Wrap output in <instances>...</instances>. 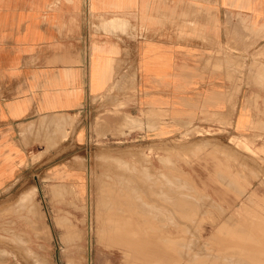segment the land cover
<instances>
[{"label": "crops", "instance_id": "1", "mask_svg": "<svg viewBox=\"0 0 264 264\" xmlns=\"http://www.w3.org/2000/svg\"><path fill=\"white\" fill-rule=\"evenodd\" d=\"M262 70L264 0H0V194L49 149L88 142L83 116L103 96L135 132L209 116L252 131ZM57 163L52 173L81 188L83 174Z\"/></svg>", "mask_w": 264, "mask_h": 264}, {"label": "rangeland", "instance_id": "2", "mask_svg": "<svg viewBox=\"0 0 264 264\" xmlns=\"http://www.w3.org/2000/svg\"><path fill=\"white\" fill-rule=\"evenodd\" d=\"M108 98L95 99L94 106L86 109L83 118L91 129L88 142L73 148L66 141L62 156L52 155L49 149L46 161L0 194V264H234L236 253L247 255L244 248L254 246L253 234H264V116L252 120V131L234 126L230 116H225L223 126L219 118L209 116L176 123L170 131L165 125L166 130L154 133L135 132V126L129 125L133 120L127 123V132L115 128L107 132L104 125L109 118L134 119L120 109L117 100ZM206 120V125L201 124ZM71 133L65 135L69 138ZM60 161L64 169L71 166L83 174L81 188L52 173ZM177 198H186L187 209L174 207ZM112 216L125 218L126 224L120 220L124 229L142 231L143 239L154 242L153 250L157 242L172 250L138 257L108 242L102 232L114 220ZM261 241L264 249L263 235ZM245 253L237 254L235 264H244L238 255Z\"/></svg>", "mask_w": 264, "mask_h": 264}, {"label": "bare ground", "instance_id": "3", "mask_svg": "<svg viewBox=\"0 0 264 264\" xmlns=\"http://www.w3.org/2000/svg\"><path fill=\"white\" fill-rule=\"evenodd\" d=\"M193 6V5H192ZM195 6V5H194ZM189 11V10H188ZM190 11H192V10H190ZM240 18V17H239ZM109 21H110V19H108ZM112 24V23H111ZM110 27V26H109ZM125 30V29H124ZM117 31V30H116ZM126 31V30H125ZM111 32V31H110ZM120 32V31H119ZM117 37V36H116ZM213 56V55H212ZM228 56V55H227ZM221 58V57H220ZM224 59V58H223ZM237 59V58H236ZM218 60V59H217ZM224 61V60H223ZM222 61V62H223ZM235 61V60H234ZM234 61H232V62H234ZM229 62V61H228ZM224 63H225V61H224ZM227 64V63H226ZM225 65V64H224ZM233 65V64H232ZM227 67V66H226ZM262 69V68H261ZM259 71V70H258ZM263 71V70H262ZM264 72V71H263ZM229 74V73H228ZM255 74H257V73H255ZM238 76V75H237ZM233 77H234V75H233ZM236 78V77H235ZM262 78V77H261ZM234 82V81H233ZM232 82V83H233ZM231 83V84H232ZM236 84V83H235ZM233 85H234V83H233ZM115 86V85H114ZM235 90H236V88H235ZM239 90V89H238ZM231 91V90H230ZM219 92H221V91H219ZM222 93V92H221ZM230 93V92H229ZM220 96V95H219ZM226 99V98H225ZM130 116V115H129ZM123 117V116H122ZM47 118V117H46ZM103 119V118H102ZM122 119V118H121ZM125 121H124V123L126 122V124L127 123H130L131 121H133L134 119L133 118H131V117H125ZM38 120V119H37ZM43 120V119H42ZM48 120V119H47ZM51 120H53V119H50V121ZM56 120V119H55ZM104 120V119H103ZM54 121V120H53ZM52 121V122H53ZM101 121V120H100ZM118 121V120H117ZM120 121V120H119ZM49 122V121H48ZM57 121H55V123H56ZM115 122V121H114ZM30 123V122H29ZM28 123V124H29ZM55 123H54V125H55ZM59 123V122H58ZM106 123V122H105ZM108 123V122H107ZM106 123V124H107ZM110 123V122H109ZM19 124V123H18ZM120 124V123H119ZM30 125V124H29ZM45 125V124H44ZM100 125H102V124H100ZM56 126V125H55ZM25 127H27V126H25ZM122 127V126H121ZM57 128V127H56ZM250 128V127H249ZM63 129V128H62ZM116 129V128H115ZM61 131V130H60ZM58 132V131H57ZM25 133V132H24ZM40 135V134H39ZM25 137H26V135H25ZM31 138V137H30ZM46 138V137H45ZM53 138V137H52ZM35 139V138H34ZM61 139V138H60ZM28 140V139H27ZM31 140V139H30ZM32 141V140H31ZM35 141V140H34ZM28 142V141H27ZM59 142V141H58ZM218 147V146H217ZM199 152V151H198ZM77 158V157H76ZM146 160V159H145ZM164 160V159H163ZM165 165V164H164ZM143 166V165H142ZM143 168V167H142ZM152 173V172H151ZM219 173V172H218ZM168 175V174H167ZM221 175V174H220ZM87 176V175H86ZM112 178V177H111ZM110 178V179H111ZM117 178V177H116ZM150 179V178H149ZM175 179V178H174ZM177 179V178H176ZM225 179V178H224ZM225 180H228V179H225ZM105 181V180H104ZM115 181V180H114ZM221 181V180H220ZM178 182H179V180H178ZM224 182H226V181H224ZM103 183V182H102ZM167 183V182H166ZM175 183V182H174ZM185 183H186V181H185ZM229 183V182H228ZM62 184V183H61ZM106 184V183H105ZM187 184V183H186ZM227 184V183H226ZM103 185V184H102ZM125 185V184H124ZM137 185V184H136ZM228 185V184H227ZM125 186H127V185H125ZM134 186V185H133ZM164 186V185H163ZM166 186H169V185H166ZM107 187V186H106ZM129 187V186H128ZM130 187H132V186H130ZM136 187V186H135ZM185 187V186H184ZM61 188V187H60ZM127 188V187H126ZM153 188V187H152ZM151 188V189H152ZM174 188V187H173ZM239 188V187H238ZM62 189V188H61ZM108 189V188H107ZM147 189H148V187H147ZM154 189V188H153ZM175 189H177V188H175ZM35 190L36 189H33V191H32V193H35ZM65 190V189H64ZM110 190H111V188H110ZM126 190V189H125ZM163 190V189H162ZM191 190V189H190ZM25 191H27V190H24V192ZM90 191V190H89ZM116 191V190H115ZM151 191V190H150ZM154 191V190H153ZM171 191V190H170ZM177 191V190H176ZM180 191V190H179ZM242 191V190H241ZM188 192V191H187ZM198 192V191H197ZM26 193V192H25ZM24 193V195L25 196H27L26 194ZM37 193V192H36ZM116 193V192H115ZM152 193V192H151ZM156 193V192H155ZM155 193H153V194H155ZM196 193V192H195ZM240 193V192H239ZM121 194V193H120ZM136 194H137V192H136ZM169 194V193H168ZM177 194V193H176ZM189 194V193H188ZM198 194V193H197ZM247 194V193H246ZM20 195V194H19ZM99 195V194H98ZM113 195V194H112ZM116 195V194H115ZM114 195V196H115ZM130 195V194H129ZM172 195H174V194H172ZM185 195V194H184ZM205 195V194H204ZM22 196V195H21ZM24 196V198H26ZM118 196H119V193H118V195H117V198H118ZM124 196V195H123ZM132 196V195H131ZM137 196H139V195H137ZM176 196V195H175ZM178 196H180V195H178ZM177 196V197H178ZM18 197H20V196H18ZM27 197H29V195L27 196ZM32 196H30V198H31ZM103 197V196H102ZM125 197V196H124ZM129 197V196H128ZM171 197V196H170ZM197 197V196H196ZM207 197V196H206ZM20 198H22V197H20ZM122 198V197H121ZM133 198V197H132ZM194 198V197H193ZM202 198V197H201ZM109 199V198H108ZM112 199V198H111ZM140 199V198H139ZM186 199V198H185ZM185 199H174L175 201V206L174 207H177L178 209H179V211L181 210V211H183V209L185 210V208H186V200ZM203 199V198H202ZM249 199V198H248ZM18 200H20V199H18ZM23 200V199H22ZM115 200V199H114ZM118 200V199H117ZM116 200V201H117ZM130 200H131V198H130ZM129 200V201H130ZM200 200V199H199ZM119 201V200H118ZM132 201V200H131ZM130 201V202H131ZM136 201V200H135ZM135 201H132V202H135ZM138 201V200H137ZM188 201V200H187ZM213 201V200H212ZM125 202V201H124ZM146 202V201H145ZM173 202V201H172ZM173 202V203H174ZM190 202V201H189ZM19 203V202H18ZM139 203V202H138ZM144 203V202H143ZM188 203V202H187ZM192 203V202H191ZM195 203H196V201H195ZM194 203V204H195ZM20 204V203H19ZM125 204V203H124ZM135 204V203H134ZM194 204H191V206L192 205H194ZM213 204V203H212ZM13 205V204H12ZM21 205V204H20ZM24 205V204H23ZM36 205V204H35ZM134 206V205H133ZM137 206V205H136ZM213 206V205H212ZM13 207H15V206H13ZM34 207V206H33ZM38 207V206H37ZM170 207V206H169ZM202 207V206H201ZM260 207V206H259ZM20 208V207H19ZM30 208V207H29ZM136 208V207H135ZM177 208L175 209V210H177ZM217 208V207H216ZM174 209V208H173ZM187 209V208H186ZM189 209V208H188ZM190 209H192V208H190ZM198 209V208H197ZM201 209V208H200ZM204 209V208H203ZM225 209V208H224ZM35 210V209H34ZM131 210V209H130ZM167 210H168V208H167ZM205 210V209H204ZM203 210V211H204ZM127 211V210H126ZM133 211V210H132ZM134 211H135V209H134ZM163 211V210H162ZM174 211V210H173ZM178 211V210H177ZM176 211V212H177ZM179 211H178V214H179ZM195 211H196V209H195ZM203 211H202V213H203ZM225 211V210H224ZM37 212V211H36ZM39 212V211H38ZM142 212V211H141ZM197 212H199V211H197ZM40 213V212H39ZM139 213V212H138ZM155 213V212H154ZM172 213V212H171ZM174 213H175V211H174ZM183 213V212H182ZM181 213V214H182ZM185 213V212H184ZM193 213V215H194V213H196V212H192ZM201 213V214H202ZM101 214V213H100ZM144 214V213H143ZM191 214V213H190ZM145 215V214H144ZM180 215V214H179ZM192 215V216H193ZM198 215V214H197ZM114 216V215H113ZM112 216V217H113ZM154 216V215H153ZM175 216V215H174ZM177 216V215H176ZM175 216V217H176ZM181 216V215H180ZM189 216V215H188ZM112 217H111V219H112ZM125 216H123L122 218H124ZM194 217V216H193ZM262 217V216H261ZM38 218H39V216H38ZM103 218V217H102ZM114 218V217H113ZM127 218V217H126ZM184 218V217H183ZM195 218H196V215H195ZM25 219V218H24ZM116 218H114V220H112L111 221V223L110 224H108L106 227L107 228H105L104 229V231L102 232V236H104L105 238L106 237H108L109 239V241L108 242H112V243H116L117 245H119L120 247H122V248H124L125 250L126 249H128L129 251H131V252H136V253H138L139 255H138V257H143V256H146L147 254H149V253H151V252H154V253H160V254H158V255H162V254H165V253H167V252H169V251H171L172 250V247L170 248V247H164L162 244L160 245V243H156V246H155V248H157V250L154 248V250H153V241H150L149 239H143V237H144V235H143V237L141 236V233H142V229H139V228H137V229H139L140 231H141V233H139L137 230L135 231V230H132V229H129V228H123L124 226L122 225L123 223L122 222H124L125 224H126V220H125V218L122 220V219H120V220H122V222L118 219V220H115ZM179 219V218H178ZM187 219V218H186ZM202 219V218H201ZM129 220V219H128ZM133 220V219H132ZM196 220V219H195ZM227 220V219H226ZM193 221V220H192ZM199 221V220H198ZM230 221V220H229ZM195 222V221H194ZM226 222V221H225ZM228 222V221H227ZM5 223V222H4ZM231 223H233V222H231ZM230 223V224H231ZM235 223V222H234ZM130 224V223H129ZM182 224V223H181ZM262 224L263 223H261V226H262ZM132 225V224H131ZM133 225H136V224H133ZM183 225V224H182ZM226 225H228V224H226ZM259 225V224H258ZM123 226V227H122ZM255 226V225H254ZM261 226H260V228H261ZM263 226H264V224H263ZM126 227H127V225H126ZM131 227V226H130ZM187 227V226H186ZM223 227V226H222ZM242 227V226H241ZM240 227V228H241ZM256 227V226H255ZM133 228V227H132ZM134 228H136V227H134ZM133 228V229H134ZM226 228H228V226H226ZM232 228H233V226H232ZM234 228H235V226H234ZM239 228V229H240ZM243 228V227H242ZM257 228V227H256ZM263 228V227H262ZM262 228L260 229L261 231H262ZM41 229V228H40ZM147 229V228H146ZM223 229H225L224 227H223ZM3 230V229H2ZM193 230V229H192ZM220 231H223L222 230V228L221 229H219ZM231 230V229H230ZM233 230V229H232ZM259 230V229H258ZM147 231V230H146ZM186 231V230H185ZM236 231H237V229H236ZM187 232H188V230H187ZM225 232V231H224ZM228 232V231H227ZM230 232H232V231H230ZM240 232V231H239ZM242 232H245V231H242ZM248 231H246V233H247ZM143 233L145 234V230L143 231ZM226 233V232H225ZM236 233V232H235ZM241 233V232H240ZM246 233L245 234H243L244 236L246 235ZM262 233V232H261ZM76 234V233H75ZM148 234V233H147ZM152 234V233H151ZM189 234H191V233H189ZM237 234H238V232L236 233V235H235V237H238L237 236ZM3 235V234H2ZM68 235V234H67ZM153 235V234H152ZM151 235V236H152ZM263 235V237H264V234H262ZM261 235V236H262ZM1 236V235H0ZM4 236V235H3ZM232 236V235H231ZM240 236V235H239ZM253 238H252V236L250 235L249 237H251L252 239H254V242L252 241V243H254V246H253V244H252V247H250V246H247L246 248H244V249H246L247 251L246 252H248V254L246 255V253L245 252H243V253H245V256H241V255H238V257H239V260L240 259H243L244 260V264L246 263V264H264V256H263V254L262 253H264V249H263V247H262V245H263V240L261 241V236L259 235V234H253ZM17 237V236H16ZM146 237H149V236H146ZM157 237V236H156ZM180 237V236H179ZM241 237V236H240ZM243 237V236H242ZM6 238H8V237H6ZM24 238V237H23ZM176 238V237H175ZM231 238H234V236L233 237H231ZM246 238H248V235L246 236ZM245 238V239H246ZM182 239H183V237H182ZM235 239H237V238H235ZM238 239H239V237H238ZM240 239H242V238H240ZM245 239H242V240H245ZM251 239V240H252ZM180 240V239H179ZM184 240V239H183ZM182 240V241H183ZM186 240V239H185ZM190 240V239H189ZM220 240V239H219ZM222 240V239H221ZM229 240V239H228ZM242 240H239V242H243ZM250 241V239H247V241ZM29 241V240H28ZM67 241V240H66ZM73 241H74V239H73ZM155 241V240H154ZM170 242H174V241H171V239L169 240ZM181 241V240H180ZM196 241H198V240H196ZM195 241V242H196ZM246 241V240H245ZM246 241V242H247ZM23 242H25V241H23ZM156 242V241H155ZM166 242V241H165ZM165 242H162V243H165ZM185 242V241H184ZM187 242H188V240H187ZM235 242V241H234ZM234 242L232 241V243H233V245H234ZM167 243V246H169V244H168V241L166 242ZM186 243V242H185ZM191 243V242H190ZM204 243V242H203ZM226 243H227V240H226ZM229 243V242H228ZM170 244H172V243H170ZM175 244H176V242H175ZM240 244V243H239ZM238 243H237V245H239ZM242 244H244V243H242ZM104 245V244H103ZM181 245V244H180ZM183 245V244H182ZM190 245V244H189ZM246 245V244H245ZM248 245V244H247ZM187 246V245H186ZM239 246H241V248L244 246V245H239ZM239 246L238 247H236L235 249L238 251V249H240L239 248ZM183 247V246H182ZM185 247V246H184ZM183 247V248H184ZM25 248V247H24ZM181 248V247H180ZM226 248V247H225ZM232 248V247H231ZM231 248H230V250H231ZM234 248V247H233ZM47 249V248H46ZM187 249V248H186ZM190 249H191V247H190ZM235 249H233L232 251L234 252V250ZM243 249V251H245ZM24 250V249H23ZM160 250V251H159ZM229 250V251H230ZM241 250V249H240ZM239 250V251H240ZM122 251V250H121ZM159 251V252H158ZM164 251V252H163ZM190 251V250H189ZM189 251H188V253H189ZM195 251V250H194ZM208 251H209V249H208ZM223 251V250H222ZM25 252V251H24ZM31 252V251H30ZM184 252V251H183ZM190 252H192V251H190ZM201 252V251H200ZM220 251H218V253H219ZM185 253V252H184ZM228 253V252H227ZM235 253H236V251H235ZM235 253H232L231 254V259H232V257H234V256H232L233 254H235ZM242 253V251H240V252H238V253H236V258H235V260H234V258L232 259V260H234L235 261V263H238L237 262V254H243ZM181 254V253H180ZM196 254V253H195ZM194 254V255H195ZM262 254V255H261ZM150 255H152V254H150ZM200 255V254H199ZM226 255V254H225ZM83 256V255H82ZM178 256V255H177ZM228 256V255H227ZM241 256V257H240ZM37 257V256H36ZM167 257H168V255H167ZM223 257V256H222ZM230 257H229V260H231L230 259ZM158 258V257H157ZM161 258V257H160ZM159 258V259H160ZM184 258V257H183ZM198 258V257H197ZM204 258H206V259H208L206 256H204ZM227 259H228V257H226ZM200 259V258H199ZM211 259V258H210ZM237 259V260H236ZM45 260V259H44ZM202 260V259H201ZM213 260V259H212ZM211 260V261H212ZM216 260H217V258H215V262H216ZM224 260V259H223ZM231 260V261H232ZM208 261V260H207ZM225 261V260H224ZM38 262V261H37ZM51 262V261H50ZM188 262H189V260H188ZM196 263H197V261H195ZM200 262V261H199ZM205 262H206V260H205ZM227 262V261H226ZM233 262V261H232ZM45 263V262H44ZM184 263V262H183ZM182 263V264H183ZM208 263V262H207ZM213 263V262H212ZM219 263V262H218ZM228 263V262H227ZM229 263H231V262H229ZM228 263V264H229ZM234 263V264H235ZM239 263H240V261H239ZM41 264V263H40ZM171 264V263H170ZM193 264V263H192ZM211 264V263H210ZM225 264V263H224ZM233 264V263H232Z\"/></svg>", "mask_w": 264, "mask_h": 264}]
</instances>
